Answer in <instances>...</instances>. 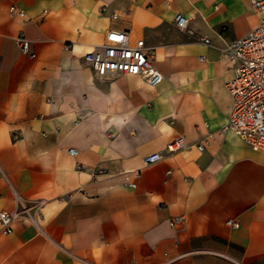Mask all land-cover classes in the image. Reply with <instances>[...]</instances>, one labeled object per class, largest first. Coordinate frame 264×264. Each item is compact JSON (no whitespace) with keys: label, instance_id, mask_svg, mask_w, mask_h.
<instances>
[{"label":"crops","instance_id":"crops-1","mask_svg":"<svg viewBox=\"0 0 264 264\" xmlns=\"http://www.w3.org/2000/svg\"><path fill=\"white\" fill-rule=\"evenodd\" d=\"M259 19L248 0H0V264H264V154L225 128L221 55ZM110 30L152 49L159 85L84 65Z\"/></svg>","mask_w":264,"mask_h":264},{"label":"built area","instance_id":"built-area-1","mask_svg":"<svg viewBox=\"0 0 264 264\" xmlns=\"http://www.w3.org/2000/svg\"><path fill=\"white\" fill-rule=\"evenodd\" d=\"M253 12L260 15L257 25L247 34L226 44L221 55L234 64V76L224 83V89L230 98V112L226 129L241 139L252 151L264 154V0H248ZM99 12L105 14L107 7ZM9 14L24 18L25 14L15 6L9 8ZM112 19L117 14L112 13ZM174 24L180 31L188 27V20L180 14L174 18ZM209 46L207 38L201 39ZM15 43L22 55L30 58L34 54L30 49V41L20 32ZM67 49V47H66ZM84 65L90 67L98 78L108 76L141 77L150 87L159 85L163 78L153 65L152 49L145 46L143 40L130 43L127 31L110 30L103 44L94 46L83 56ZM187 143L184 137H177L166 145L167 154L184 150ZM199 151L203 145H196ZM71 156L75 149H69ZM160 153L148 154L144 157L145 166H152L162 160ZM99 174V173H98ZM134 187V185H131ZM16 215L0 213V232L10 234ZM185 222L184 215L169 220L170 227H177ZM228 225L238 228V223L228 221Z\"/></svg>","mask_w":264,"mask_h":264}]
</instances>
